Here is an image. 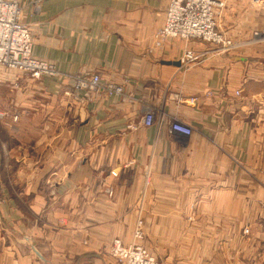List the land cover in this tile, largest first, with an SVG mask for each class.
I'll list each match as a JSON object with an SVG mask.
<instances>
[{
    "label": "crops",
    "instance_id": "obj_1",
    "mask_svg": "<svg viewBox=\"0 0 264 264\" xmlns=\"http://www.w3.org/2000/svg\"><path fill=\"white\" fill-rule=\"evenodd\" d=\"M219 1L228 37L264 30V1ZM20 3L34 55L64 76L0 65V264H119L107 248L134 243L141 217L161 243L186 245L172 264H264V41L158 47L169 0ZM188 49L200 57L185 65ZM93 73L124 93L73 89L70 76Z\"/></svg>",
    "mask_w": 264,
    "mask_h": 264
},
{
    "label": "built area",
    "instance_id": "obj_2",
    "mask_svg": "<svg viewBox=\"0 0 264 264\" xmlns=\"http://www.w3.org/2000/svg\"><path fill=\"white\" fill-rule=\"evenodd\" d=\"M222 4L219 0H169L165 20L154 34L156 46L162 47L171 38L197 39L210 44L215 50L233 52L247 44L264 40V31L254 32L253 38L249 40L228 37L219 28L217 21V8ZM22 12L20 0H0V65L27 73L34 78L63 77L52 61L34 55L33 36L28 24L22 20ZM199 57L200 54L188 49L181 61L185 65H190L198 61ZM70 78L76 91L101 92L108 96L124 93L122 85L103 80L99 73ZM4 115L0 108V118ZM143 122L146 126H152L156 122V113L152 109H147ZM170 128L174 132L186 135L193 132L190 125L178 120H172ZM112 173L116 174L115 171ZM135 229L137 236H140L143 229L141 219L138 220ZM107 250L119 264H159L147 248L139 244L128 246L120 238L113 239Z\"/></svg>",
    "mask_w": 264,
    "mask_h": 264
},
{
    "label": "rangeland",
    "instance_id": "obj_3",
    "mask_svg": "<svg viewBox=\"0 0 264 264\" xmlns=\"http://www.w3.org/2000/svg\"><path fill=\"white\" fill-rule=\"evenodd\" d=\"M252 1H254V0H252ZM262 31H264V30H262ZM260 41H264V40H259L257 42H260ZM238 50H240V49H238ZM238 50H236V51H238ZM236 51H233V52H236ZM184 218H185L184 223L185 224L189 223L186 221V219H188V218L186 216H183V219ZM140 219L143 221V229L141 231L142 234L140 236H137L136 229H135L134 233H133L134 243H132L130 245L139 244V245L144 246L145 248H147L150 251V253L153 256H155V258L157 259L159 264H172V262H173V260L171 261L172 258H174L176 261V259L178 260V258L180 256H183L184 254H186V250H187L186 245H178L177 247H170L169 245H167L165 243H161L163 241H159L157 238H154L153 233L151 231L149 232L145 229V220L142 217L139 218L138 220H140ZM138 220H137V222H138ZM189 221H191V220H189ZM186 226H188V225H186ZM178 234H179V240H185L187 235H190L189 237H191L192 234H194L195 239L200 238V240H201L203 237H206V235L204 234L203 231H196V232L179 231ZM206 234H208V233H206ZM210 234H211V236L209 235V237H211V238H215L216 236H218L216 232H210ZM220 234H222V233L220 232ZM225 236L230 237V239H231L232 238L231 236H234V232H232V231L226 232ZM117 238H119V237H117ZM234 239H235V237H234ZM130 245H128V246H130ZM191 249H194L195 254H202V253L217 254L218 253L217 247H215V246H211V247L200 246V247L190 248V250ZM175 261L173 264H175Z\"/></svg>",
    "mask_w": 264,
    "mask_h": 264
},
{
    "label": "water",
    "instance_id": "obj_4",
    "mask_svg": "<svg viewBox=\"0 0 264 264\" xmlns=\"http://www.w3.org/2000/svg\"><path fill=\"white\" fill-rule=\"evenodd\" d=\"M173 63L176 64V65H180L181 61H176V62H173Z\"/></svg>",
    "mask_w": 264,
    "mask_h": 264
}]
</instances>
